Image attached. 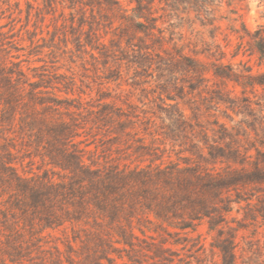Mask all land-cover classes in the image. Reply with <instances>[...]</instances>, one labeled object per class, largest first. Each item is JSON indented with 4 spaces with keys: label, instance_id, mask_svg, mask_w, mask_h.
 <instances>
[{
    "label": "trees",
    "instance_id": "trees-1",
    "mask_svg": "<svg viewBox=\"0 0 264 264\" xmlns=\"http://www.w3.org/2000/svg\"><path fill=\"white\" fill-rule=\"evenodd\" d=\"M44 1L53 4L58 0ZM70 1H73L72 5L80 3L84 12L89 5L94 15L97 5L99 12L106 10L111 16L122 19L119 26L121 36H127V46L138 47L132 48L134 53L130 61L141 71L155 69L158 72V85L166 94V99L159 96L164 101L157 105V111L160 118L176 125L172 129L174 138L185 127L190 126L194 130L193 124H202L198 120L200 107H191L196 123L180 109L178 99L183 100L195 91L200 95L207 91L214 93L212 99L218 103H229L234 109L235 99L226 94L222 84L231 81L244 90L256 85L264 86V71L252 72L251 65L244 60H240L244 69L235 68L231 62L220 61L225 56L224 51L219 52L216 60L206 61L184 53L180 48H176L175 52L168 49L161 52L141 36L139 43L134 44L132 41L136 33L151 36L155 30L163 32L158 24L159 17L154 14L155 0H130V3L136 2L131 8L132 13L121 0ZM209 1L174 2L185 3L207 25L213 24ZM236 33L242 50L240 48L233 56L242 51L244 55L256 57L262 64L264 24L254 30L243 24V32L236 30ZM94 38H97V44H92L94 48L105 46L100 37L91 32L88 41L93 43ZM117 45L124 50L120 41ZM0 51H7L5 56L0 55L2 137L13 138H8L3 130L18 132L48 165L42 173L21 171L10 144H0L2 264L22 263V257L30 256L33 250L45 251L46 238L53 236L52 232L57 230L67 234L68 227L72 234L61 240L64 251L59 244L53 246L54 264H105L103 259L113 264L115 259L111 253L123 257L122 251H127L130 260L131 251L142 254L152 251L154 256L163 257L171 264L175 256L183 260L179 249L174 246L181 245L182 250L196 247L197 242L188 246V242L194 239L190 233L196 231L203 221L207 222L209 232H216L211 245L212 250L217 248L221 257L219 264L237 263L238 228L227 226V214L233 211L234 203L241 205L242 202V208L246 209L245 218L258 222L261 216L264 221L263 137L256 138L259 144L254 141L241 147L233 133L221 123L219 140L212 142L205 129L199 132L201 138L194 134L190 142V150L196 155L194 161L191 157L184 163L166 162L162 156L145 158L143 156L150 152L145 150L146 145L141 144L138 151H141L142 157L133 165L101 163L93 158L97 149L90 148L91 142L78 139L81 135L79 128L84 124V119H81L82 103L76 104L75 99L59 96L55 88L62 90L61 87L40 75L39 79L29 76L21 61L9 57L10 50L6 47H1ZM211 80L217 87L211 88ZM167 99L174 103L167 102ZM87 111L93 115L95 124L116 125L118 130L125 129L133 117L140 115L132 110L126 111L113 102H101L97 110ZM153 112L156 113V110ZM253 149L255 152H252ZM138 231L143 235L155 231L160 237L157 242L139 244L138 249L137 242L142 239ZM74 254L83 256L84 260L75 259ZM186 263L189 264V261Z\"/></svg>",
    "mask_w": 264,
    "mask_h": 264
},
{
    "label": "rangeland",
    "instance_id": "rangeland-1",
    "mask_svg": "<svg viewBox=\"0 0 264 264\" xmlns=\"http://www.w3.org/2000/svg\"><path fill=\"white\" fill-rule=\"evenodd\" d=\"M121 1L123 6L130 9L129 13H132L131 8L136 2ZM174 1L176 0H155L154 14L159 17L158 24L163 32L155 30V34L151 36H146L143 32L136 33L132 41L134 44L139 43L141 36L161 52L164 49L175 52L176 48H180L184 53L206 61L216 60L219 52L224 51L225 56L220 61L231 62L235 68L244 69V64H240V60H244L251 65L252 72L264 71V62L259 64L256 57L244 55L242 51L233 56L240 48L242 50L236 30L243 32V24L251 30L264 24V0H210L208 9L213 24L207 25L202 23L203 19L192 8ZM72 4L73 1L70 0H58L53 4L44 0H0V44L3 43L1 47L10 50L9 57L21 61L29 76L39 79L40 75L46 81L61 87L62 90L55 88L56 94L75 99L76 104L82 103L81 119H84V124L79 128L81 135L78 139L91 142L90 148L97 149L94 159L101 163L133 165L142 157L138 147L143 144L147 146L145 150L150 152L143 156L145 158L162 156L166 162L174 160L184 163V160L191 157L194 161L196 155L190 150L194 134L201 138L199 132L205 129L212 142L214 139L219 140L221 123L233 133L241 147L242 144L247 146L248 142L258 143V137L264 138V86L256 85L244 90L231 81L221 86L228 96L235 99L234 109L229 103H218L211 98L214 93L207 91L202 95L195 91L183 100L178 99L180 109L188 117L193 115L192 106L200 107L198 120L202 124H193L194 130L187 126L174 138L172 129L176 125L169 124L168 119L160 118L157 111V105L164 101L159 96L166 99V94L161 92L158 85V72L155 69L141 71L130 61L134 46H127V36H121L119 26L122 19L111 16L106 10L99 12L97 5L93 15L91 6H86L84 12L80 3ZM91 32H95L105 46L94 48L92 44H97V38L90 43L88 35ZM112 39L115 41L112 42ZM119 41L124 50L117 45ZM5 53L7 51H0L1 56H5ZM209 85L211 88L217 87L213 80ZM101 102H113L126 111L132 110L140 115L133 117V121L126 124L123 130L115 128L116 125L95 124L92 121L93 115L88 114L87 110H97ZM167 102L174 103L169 99ZM129 104H133V107H129ZM193 121L197 123L195 118ZM2 132L8 138L13 137L4 139L0 132V144H10L21 171L42 173L48 167L38 151L23 140L18 132ZM252 152H255L254 149ZM148 161L149 159L146 162ZM245 210L242 202L241 205L234 203L233 211L227 214V226L238 228L236 264H264V221L261 216L258 222L245 218ZM138 233L142 238L137 240L138 249L140 245L157 242L160 237L155 231L148 232L152 237L139 231ZM52 234L53 236L46 238L48 241L44 243L45 251L33 250L30 256L22 257V263L16 264H54L53 246L59 244L64 251L65 246L61 240L66 235L71 237L72 231L68 227L67 234L60 230L53 231ZM215 235L216 232H209L207 222L203 221L196 231L190 233L194 239L188 242V246L197 242L196 247L182 250L181 245L174 246L179 249L183 260L175 256V261L171 264H187V261L189 264H219L221 257L217 248L212 250L211 245ZM116 245L123 247L120 243ZM201 245L203 247L197 250ZM127 248L130 249L129 246ZM126 253L127 251H122L123 257L111 253L115 259L113 264H169L163 257L154 256L152 251L147 254L131 251V260ZM74 257L77 260L83 259V256L77 257L76 254ZM103 262L110 264L106 259Z\"/></svg>",
    "mask_w": 264,
    "mask_h": 264
}]
</instances>
